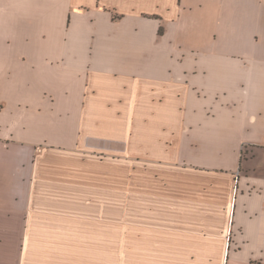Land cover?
Returning a JSON list of instances; mask_svg holds the SVG:
<instances>
[{"label": "crops", "instance_id": "crops-1", "mask_svg": "<svg viewBox=\"0 0 264 264\" xmlns=\"http://www.w3.org/2000/svg\"><path fill=\"white\" fill-rule=\"evenodd\" d=\"M0 264H264V0H0Z\"/></svg>", "mask_w": 264, "mask_h": 264}, {"label": "rangeland", "instance_id": "rangeland-1", "mask_svg": "<svg viewBox=\"0 0 264 264\" xmlns=\"http://www.w3.org/2000/svg\"><path fill=\"white\" fill-rule=\"evenodd\" d=\"M76 125H77V122H76ZM128 125H130V123ZM120 126H122V125H120ZM84 136H86V135L75 134V138H76V144L75 145L77 146L76 151H78V153H80L82 156L90 154L92 156V158L96 159L97 161H99V160L111 161L112 158H116V159L121 158V159H123V161H122L123 162V169H121V172L130 176V174L132 173L131 166H130L131 165V161H130L131 159L130 158H131V153L134 152V149L131 148V146L128 142H125L127 140V139H125V138H127L126 137L127 135L122 136V142L116 143V144L112 143V142L110 143V142H104V141L100 140L102 135L99 136L98 134H95V135L90 134L89 137L87 135V137H85L83 140ZM138 152L141 155H143L144 157H146V153H147L146 150L140 149ZM85 153H87V154H85ZM245 156H246V154L244 153V157ZM258 164H261V161H259V159H258ZM103 169H104V166H103ZM133 169H134V166H133ZM105 171L106 172L111 171V173H116V167L114 164H112V165L107 164V166H105ZM108 232L112 233V235L114 237V230H110ZM124 234H125V232H124ZM126 236H129V232H126ZM124 241H126V240L124 239ZM117 251H118V249H117ZM109 252H110V250L108 249L107 253H109Z\"/></svg>", "mask_w": 264, "mask_h": 264}]
</instances>
